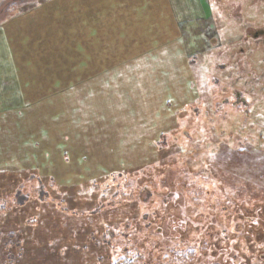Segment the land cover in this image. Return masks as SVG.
<instances>
[{"label": "rangeland", "instance_id": "obj_1", "mask_svg": "<svg viewBox=\"0 0 264 264\" xmlns=\"http://www.w3.org/2000/svg\"><path fill=\"white\" fill-rule=\"evenodd\" d=\"M45 1L0 0V27ZM181 4L179 22L190 19L185 25L191 37L188 55L181 38V45L139 58L133 66L143 71L116 74L109 101L94 103L98 116H84L82 103L77 116L72 106L73 116L62 130L66 117L60 116L59 98L52 96L29 113L14 115L16 121L0 119V197L9 200L10 208L15 203L21 207L27 190L36 202L48 198L39 178L44 183L54 178L68 192L72 207H91L77 200L76 191L84 193V186L105 185L122 174L116 184H130L133 191L143 192V199L156 190L161 199L177 200V206L185 199L205 200L203 211H211L210 216L214 210L225 216L257 210L264 218V90L257 85L264 52L252 40L264 29V0ZM162 18L167 35L166 11ZM243 60L248 67H240ZM41 66L49 75L39 83L52 89L59 83L55 66ZM248 79L255 85L250 82L251 88L244 90ZM165 90L173 99L168 116L160 112ZM105 111L110 116H102ZM228 200L230 210L221 208ZM14 214L0 213V223L7 221L5 231L23 220ZM5 240L1 237V247ZM0 264H5L1 257Z\"/></svg>", "mask_w": 264, "mask_h": 264}, {"label": "trees", "instance_id": "obj_2", "mask_svg": "<svg viewBox=\"0 0 264 264\" xmlns=\"http://www.w3.org/2000/svg\"><path fill=\"white\" fill-rule=\"evenodd\" d=\"M120 176L76 191L77 200L91 207H72L54 178H39L48 193L43 203L29 199L28 190L18 208L0 197L3 216L23 219L13 230L0 223V243L7 239L0 246L4 263L264 264V231L257 230L264 228L262 211L225 216L214 210L213 217L204 214L205 200L185 199L177 206L156 190L143 199L130 184H116ZM230 202L221 208L230 210Z\"/></svg>", "mask_w": 264, "mask_h": 264}, {"label": "crops", "instance_id": "obj_3", "mask_svg": "<svg viewBox=\"0 0 264 264\" xmlns=\"http://www.w3.org/2000/svg\"><path fill=\"white\" fill-rule=\"evenodd\" d=\"M181 1L47 0L13 18L0 27V119L16 121L14 115L29 113L52 96L59 98L60 116L66 117L62 130L68 116H73L72 106L76 105L77 116L81 103L86 107L84 116H98L94 103L109 101L116 74L142 72L143 67L133 66L139 58L154 56L170 44L181 45V38L188 55L186 42L191 37L185 25L190 19L179 22ZM165 11L167 35L162 22ZM207 35L212 37L211 31ZM52 57L58 59L52 62ZM50 63L59 83L47 89L39 83L49 75L41 64ZM169 93L163 92L160 110L166 116L173 102ZM102 116L110 113L102 112Z\"/></svg>", "mask_w": 264, "mask_h": 264}, {"label": "flooded vegetation", "instance_id": "obj_4", "mask_svg": "<svg viewBox=\"0 0 264 264\" xmlns=\"http://www.w3.org/2000/svg\"><path fill=\"white\" fill-rule=\"evenodd\" d=\"M252 40L255 43L256 47L259 48V50H262V52H264V29H262V28L258 29L257 32L254 33ZM238 41L244 42V37L240 38ZM261 60H262V57H261ZM263 60H264V55H263ZM243 61H244V63L242 62V64H240V67L241 68L246 67V66L248 67L249 61L248 60H243ZM261 69L263 72L261 71L262 73L259 75H260L262 80H257L258 81L257 85L259 86V90H264V81H263V79H264V61H263V66ZM245 82H247V84L245 86L246 89L244 88V90H247V88L248 89L251 88V86H249L250 82H252V84L255 85V82H253V80H250V79L246 80ZM253 88H254V86H253ZM239 96L242 97V95H239Z\"/></svg>", "mask_w": 264, "mask_h": 264}]
</instances>
